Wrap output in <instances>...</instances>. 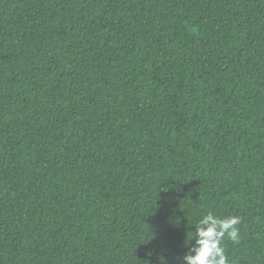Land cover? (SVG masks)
Returning <instances> with one entry per match:
<instances>
[{"label": "trees", "instance_id": "1", "mask_svg": "<svg viewBox=\"0 0 264 264\" xmlns=\"http://www.w3.org/2000/svg\"><path fill=\"white\" fill-rule=\"evenodd\" d=\"M209 212L264 264V0H0V264H185Z\"/></svg>", "mask_w": 264, "mask_h": 264}, {"label": "clouds", "instance_id": "2", "mask_svg": "<svg viewBox=\"0 0 264 264\" xmlns=\"http://www.w3.org/2000/svg\"><path fill=\"white\" fill-rule=\"evenodd\" d=\"M239 223L240 218L236 216L219 219L211 212L206 214L196 226V239L191 247H188L194 254L183 257L185 264H228L221 241L225 235L236 241L238 239L236 225ZM143 264H150V260H144Z\"/></svg>", "mask_w": 264, "mask_h": 264}]
</instances>
